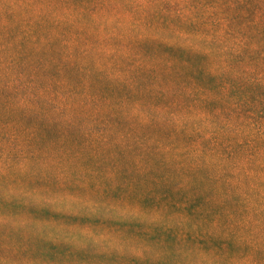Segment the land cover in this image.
<instances>
[{
    "label": "trees",
    "instance_id": "trees-1",
    "mask_svg": "<svg viewBox=\"0 0 264 264\" xmlns=\"http://www.w3.org/2000/svg\"><path fill=\"white\" fill-rule=\"evenodd\" d=\"M49 1L46 8L50 10L53 3ZM56 1H61V6L65 2ZM138 2H71L63 12L53 6L59 12L52 19L45 18L42 6L26 17L12 7L5 13L0 11V19L2 14L6 19L0 29L12 27L1 30L9 42L0 46V146L23 145L21 154L31 156L30 144L47 143L60 150L52 152L54 156L96 159L98 166L105 164L119 174L144 177L148 187L160 190V195L144 192L155 204L148 224L161 230L157 243H163L166 250L170 244L164 243L165 239L175 237L171 248L185 257L173 259L172 264H238L232 252L241 244L248 252L253 250L242 257V264H264V0H192L197 23L184 31L196 41L194 47L200 57L196 63L223 61L252 81L231 91L228 104L209 105L210 115L215 116L219 109L225 120L233 122L231 130L219 128L211 135L189 131L188 127L177 130L175 126H124L121 133L116 132L121 121H132L123 112L124 102L132 93L126 84L118 88L107 74H89L88 69L104 60L114 67L133 68L134 60L126 61L117 53H138L140 43L152 38L153 29H167L170 20L165 13L179 9V4H165L163 11L142 10ZM22 9L33 12L34 8L25 4ZM88 31L105 34L126 50L76 53L74 48L84 43ZM100 56H105L102 61ZM184 71L176 72L175 79L191 81L197 89L207 90L216 83L211 74L205 81L203 71L195 79L192 73L185 76ZM156 74L154 68L143 65L133 73L141 83H154ZM177 118L183 119L182 114L177 113ZM214 191H220L221 200L211 197ZM141 198L137 199L138 207ZM227 203L242 214L238 218L227 216L231 224L226 227L212 207L222 209ZM167 206L176 207V215L169 217L176 224L155 212ZM132 216L142 219L137 214ZM252 216L258 232L241 237L237 229L255 225ZM256 236L260 242H250ZM142 261L166 264L163 254ZM0 264L20 261L6 258Z\"/></svg>",
    "mask_w": 264,
    "mask_h": 264
},
{
    "label": "rangeland",
    "instance_id": "rangeland-1",
    "mask_svg": "<svg viewBox=\"0 0 264 264\" xmlns=\"http://www.w3.org/2000/svg\"><path fill=\"white\" fill-rule=\"evenodd\" d=\"M64 1L61 6V1L52 0L49 10L46 8L51 3L49 0H0V11L5 13L12 7L19 16L26 17L42 6L45 18L52 19L59 12L53 6L63 12L70 4L82 0ZM25 4L34 8L33 12L24 11ZM1 17L0 23L6 20L5 14ZM88 20L86 17L85 21ZM9 28L12 27L0 29V46L9 42L6 32L1 31ZM12 35L10 37L14 39L16 36ZM85 38L82 45L74 48L76 53L86 50L94 53L97 49L103 52L126 50L122 44H116L115 39H109L102 33L98 35L88 31ZM104 57L99 58L102 61ZM121 122V129L115 128L117 133H121L119 130L124 126H136L133 121ZM51 146L32 143L29 146L33 152L31 156L21 154L23 145L0 146V152L4 153H0V261L9 258L20 261V264H142V258L157 254H163L166 264H172L173 259L185 260L171 248L176 243L175 237L165 239L164 243L170 244L165 250L163 243H157L161 230L148 224L154 216L155 204L145 198L144 192H148V196L150 193L160 195L158 187H148L149 181L137 173L119 174L105 164L98 166L96 159H76L63 154L54 156L51 153L60 150ZM137 185L139 191L133 199L132 192ZM141 196L140 208L137 199ZM179 197L175 195L176 199ZM211 197L219 201L222 194L214 191ZM234 206L227 203L222 209L212 207L216 215H221L226 227L231 224L227 216L238 218L242 214ZM162 208L155 212L162 215L164 221H169V217L177 213L176 207ZM132 213L142 219L133 218L135 214ZM251 220L255 224L251 228L237 229L241 237H250L258 232V223L253 216ZM171 222L177 223L175 220ZM129 224L142 226L129 229ZM250 240L259 243L261 239L256 236ZM251 251L245 250L241 244L235 246L232 253L238 264H242V257Z\"/></svg>",
    "mask_w": 264,
    "mask_h": 264
},
{
    "label": "clouds",
    "instance_id": "clouds-1",
    "mask_svg": "<svg viewBox=\"0 0 264 264\" xmlns=\"http://www.w3.org/2000/svg\"><path fill=\"white\" fill-rule=\"evenodd\" d=\"M165 4H179L177 11L165 13L170 20L167 29H153L150 33L152 38L140 43L138 53H117L118 56L123 55L126 61L134 60L133 68H125L118 64L114 67L113 63L104 60L97 61L94 69L89 68V74L93 72L100 76L107 74L109 81L118 88H122L125 84L128 86L132 95L124 102L123 112L141 129L175 126L179 130L188 127L189 131L195 129L201 133L207 132L209 135L219 128L225 131L231 130L233 122L225 120L220 115L219 109L215 116L210 115L209 105L212 102L220 105L228 104L230 92L252 83L250 77L230 68L223 61L211 65L196 63L200 59L197 56L198 49L194 47L196 41L184 31L188 25L197 23L192 0H139L138 7L142 10L147 8L163 11ZM142 65L156 70L154 83H141L133 75L135 69ZM181 68L185 70V76L192 73L194 79L198 78L201 71L204 72L205 81L209 80L211 74V78L215 79L216 83L207 90L197 89L191 81L175 79V73ZM261 77H264V73H261ZM212 88L219 91L214 92ZM177 113H181L183 119H178ZM139 179L140 177L137 178ZM138 191L137 185L132 192L133 199ZM141 226L129 224V229Z\"/></svg>",
    "mask_w": 264,
    "mask_h": 264
}]
</instances>
